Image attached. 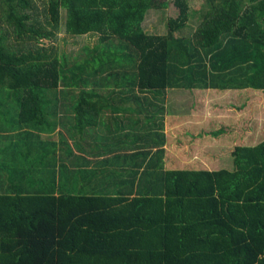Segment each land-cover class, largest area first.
Returning <instances> with one entry per match:
<instances>
[{"label":"trees","instance_id":"16d2710c","mask_svg":"<svg viewBox=\"0 0 264 264\" xmlns=\"http://www.w3.org/2000/svg\"><path fill=\"white\" fill-rule=\"evenodd\" d=\"M171 4L180 12L169 19L168 32H147L150 10ZM46 6L51 30L31 21L32 0H0V21L16 42L52 39L65 9L66 33H95L100 45L69 64L40 48L11 46L0 25V90L20 108L8 110L12 119H3V128L10 130L12 121L20 131L41 129L57 101L74 98L69 89L90 83L82 82L86 70L135 68L141 91L192 93L191 117L173 119L163 144L182 159L189 158L182 150L193 146L199 162L163 172L159 193L133 198L70 194L55 180L49 193L11 194L0 182V264H264L263 124L249 119L250 127L238 124L237 132L223 134L212 120L208 140L196 134L205 99L223 105L241 100V91H264V0H203L205 12L190 36L177 35L199 11L190 0H48ZM101 48L131 56L105 60Z\"/></svg>","mask_w":264,"mask_h":264},{"label":"crops","instance_id":"0c3cea01","mask_svg":"<svg viewBox=\"0 0 264 264\" xmlns=\"http://www.w3.org/2000/svg\"><path fill=\"white\" fill-rule=\"evenodd\" d=\"M143 26L149 32L146 21ZM157 27L154 25V30L149 33H155ZM102 54L98 56L105 60L131 56L127 52ZM100 71L104 73L99 75L95 69L86 70L82 82L90 83L81 89H69V97L74 98L57 101L56 114L47 116L48 122L39 130L23 127L20 131L17 129L20 126L12 121L8 123L10 130L3 128L2 120L12 117L8 110L2 109L19 108V104L16 101L0 102L2 188L15 190L11 194H27L28 189H36L34 194H44L50 192L55 180L59 191L70 194L133 198L159 193L163 172L199 162L197 155L191 156L193 146L182 150L189 157L182 159L180 153L178 156L172 152V145L163 144V139L167 140L173 131V119L191 117L195 100L190 91L169 89L153 94L138 89L134 83L135 68L109 66ZM111 74L112 81H109ZM89 75L91 79H88ZM59 89H63L62 86ZM86 91L85 96L89 98L80 99L81 93ZM180 92H188L190 98L177 107L173 97ZM241 95V100L226 101L228 105L216 101L217 105L211 106V99L204 100L206 115L199 118L196 127L198 138L204 134L200 140H208L206 134L211 132L212 120L216 130L223 134L237 132L234 128L238 124L246 123L250 127L249 119L254 120L253 125L260 123L264 128V91L249 89L241 91ZM231 109L233 114L229 112ZM14 113L18 115V111ZM235 119L239 120L235 122ZM227 121H233L232 129L227 126ZM16 146L29 149L30 154L24 155L25 152H19ZM162 148L167 154L161 157L158 152Z\"/></svg>","mask_w":264,"mask_h":264},{"label":"rangeland","instance_id":"374dc122","mask_svg":"<svg viewBox=\"0 0 264 264\" xmlns=\"http://www.w3.org/2000/svg\"><path fill=\"white\" fill-rule=\"evenodd\" d=\"M33 1V9L29 10V14L31 15L32 22L41 26L46 27V30H51V28L46 24L47 23V15L45 13L46 5L48 0H32ZM191 7L194 9H199V11L196 12L195 16L193 15L189 21V23L181 30L177 32V35H183V36H190L197 26L200 23L201 15H203V12L205 10L202 9L203 6V0H190ZM162 8L153 9L151 12H149V15L146 18V29H148L149 32H152L154 30V25L158 26L157 30L155 29V33H162L166 32L168 30V23L169 19L172 18V16H177L179 14L178 7L176 8L175 5L170 6L169 8H166V10H161ZM67 11L65 9H61V28L57 32L56 36L52 39H42L39 41H23V42H16L11 30L5 25L2 21H0V25H2V28L4 31H7L11 36V46L15 48H20L22 51L27 50H35L36 48L41 49V53L43 55H51L52 57H58L60 60L66 59L67 63H76L78 62L76 59H79L82 55H85L86 53H89L90 50L93 49V47L100 45V36L95 33H88L85 35H79V36H72L68 35L65 31V19H66ZM103 47V46H102ZM102 49V48H101ZM113 51L108 50H101L100 52L105 53H117L116 51H119V53H123L121 49L114 50ZM188 92H180L178 96H174L173 100L177 104V107H179L185 99H189ZM0 102L1 101H17V99L14 97L13 94H11L8 91L0 90ZM191 100L192 96H191ZM4 110V109H2ZM5 110H12V108H5Z\"/></svg>","mask_w":264,"mask_h":264}]
</instances>
